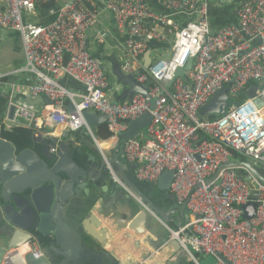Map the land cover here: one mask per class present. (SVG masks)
Returning a JSON list of instances; mask_svg holds the SVG:
<instances>
[{
    "label": "built area",
    "instance_id": "2783aa9c",
    "mask_svg": "<svg viewBox=\"0 0 264 264\" xmlns=\"http://www.w3.org/2000/svg\"><path fill=\"white\" fill-rule=\"evenodd\" d=\"M45 1L0 0V33L17 32L25 56L24 64L9 74L31 77L28 89L3 83L2 91L9 96L0 131L49 128L66 137L69 132L91 130L83 114L89 110L106 116L113 141L130 121L149 112L151 123L125 143L124 155L136 165L139 181L157 184L165 171L173 172L170 193L179 207L186 205L190 218L177 229L166 224L169 241L177 240L195 260L203 254L226 264L219 258L223 255L231 264H264V183L241 163L232 162L241 155L264 165V107L255 103L256 98L264 101V0H244L236 11L237 22L217 31L210 20L211 0H162L166 13L154 9L149 0H62L51 22L31 20ZM108 16L126 37L125 74L143 66L149 42L173 37L170 56L155 58L136 76L143 85L153 80L147 96L136 94L125 103L109 98L110 76L91 53L89 42L94 32L100 42L106 40L107 33L99 28ZM191 59L189 81L178 77L170 86L177 70ZM64 77L80 82L83 90L64 85ZM252 85L257 86L256 96L238 102L236 97ZM224 89L237 103L215 119L199 116ZM18 93L31 99L47 97L52 104L39 112L37 105L17 100ZM51 152L56 154L57 148ZM108 168L112 179L121 183L109 163ZM251 202L257 211L247 219L243 206ZM25 245L24 250V246L9 250L2 264H27L28 252L43 256L35 235Z\"/></svg>",
    "mask_w": 264,
    "mask_h": 264
},
{
    "label": "water",
    "instance_id": "95a60500",
    "mask_svg": "<svg viewBox=\"0 0 264 264\" xmlns=\"http://www.w3.org/2000/svg\"><path fill=\"white\" fill-rule=\"evenodd\" d=\"M54 16L50 21L43 22L47 24L55 19L57 7L49 10ZM171 47L170 43L163 44L152 41L149 49L144 54V63L141 68L131 74H125L122 70V63L117 55L111 54L102 57L100 54L93 55L101 61L109 60L113 65L112 73L116 76L118 86L122 87L119 94L114 95V103H125L131 101L136 94L147 96L149 88L154 84L150 79L144 85L140 84L136 76L149 69L153 63L152 51L154 49L166 46ZM194 69L193 60H189L184 68L177 70L175 77L170 83H174L176 78L182 77L185 81H189L187 73ZM257 86L252 85L251 88L243 92L249 98L256 96ZM225 93V92H224ZM32 105L40 103L52 104L47 97H38L36 99L27 98ZM237 101L231 97H226L224 105L220 109L217 105L216 111L225 113L232 104ZM255 103L259 107H264V101L256 98ZM69 110L73 111L74 106L69 105ZM14 108L10 109V117H13ZM85 119L91 128L106 122V116L99 112L84 110ZM201 116V112H199ZM152 121V115L149 112L144 113L139 119L129 122L127 130L122 132L112 143L114 157H107L96 160L95 162L98 172L96 175L80 166L68 153V149L61 146L59 153L47 151V159L43 158L33 149V146L21 151H17L12 142L0 139V264H2L6 253L11 249L23 247L30 242L34 235L41 243L45 240L52 242L55 255H51L46 248H43L45 255L37 257L33 252L25 254L27 264H104L108 262V256H102L93 252H89L86 248V240L82 238L80 230L95 243H103L104 239H100V234H104L102 220L94 212V204L99 200L97 197L94 204L89 209L88 214L78 220V227L69 225V209L75 203L74 199L81 194L92 196L94 188L106 192L105 197L111 201L118 203L119 209L111 214L117 217L118 214L126 215L128 222L135 225L138 234L148 231L155 235L156 244L153 245L151 239L145 238V242L155 250H166L171 248L176 253L185 252L177 240L169 241L164 223L174 222L178 219L181 222H188L190 211L186 205L170 210H162L152 199L145 196L136 186L139 180L132 171L136 165L125 163L124 147L125 143L139 137L140 132L145 129ZM82 150H80L81 152ZM108 163L116 168L119 172V178L124 186H128L136 194L140 207L137 206V200L132 201L123 197V189L120 183H115L109 188L106 183V176L110 173ZM247 167L252 174L264 183V171L261 167L254 165L250 161L239 162ZM129 171V175L126 171ZM174 174L172 171H165L158 183L151 184L154 196L162 194L168 196ZM251 176L246 175V180H250ZM109 193V194H108ZM112 193V194H111ZM151 198H153L151 196ZM244 217L251 219L257 211V204L251 202L245 206ZM177 211L180 212L177 219L172 217ZM98 214L105 216V213L98 211ZM180 223V226L182 225ZM141 226V228H139ZM187 233L192 235L191 230ZM105 235V234H104ZM84 244V248H83ZM219 258L226 264L231 262L223 255Z\"/></svg>",
    "mask_w": 264,
    "mask_h": 264
},
{
    "label": "crops",
    "instance_id": "0c3cea01",
    "mask_svg": "<svg viewBox=\"0 0 264 264\" xmlns=\"http://www.w3.org/2000/svg\"><path fill=\"white\" fill-rule=\"evenodd\" d=\"M149 1L154 9L159 12L166 13L162 4V0ZM243 2L244 0H211L210 20L213 30L217 31L222 26L236 23V11L237 8L243 4ZM52 16L54 15H51L49 10H44L40 7V9H38L37 11V14L31 16V20H36L43 23L46 21H50V18ZM99 29L105 31L107 33V37L104 42H100L98 35H96V32H94L91 37H89L91 53L93 55L100 54L102 57H107L115 53L117 55V58L122 63L124 58L123 42L125 41L126 37L119 34L116 24L111 16L103 18V25H101ZM0 37L1 115L5 114L7 111L9 96L7 92L2 91L4 88L3 83H15L18 84L22 90L28 89L31 86V77L27 74H9L14 69L22 66L25 61L20 35L17 32L7 31L0 33ZM151 42H149V47ZM157 42H161L163 44L169 43L166 41ZM158 49L170 50L167 45ZM158 49H154L152 51L153 61L155 60L154 52ZM160 54L163 53L160 51ZM102 63L110 76L111 89L109 98L113 100L114 95L119 94L122 90V87L118 86L116 76L112 73V63L109 60H104L102 61ZM142 63H144V55L142 58ZM62 83L67 87L79 89V91L83 90V85L70 77H64L62 79ZM16 98L17 100L26 101L28 97L23 96L21 93H18ZM44 105V103H40L37 105L39 112L42 110ZM68 105H70V103ZM29 133L30 128L24 126L16 129L14 128L13 130L3 129L0 131V139L12 142L17 151H21L33 146L35 152L45 158V161H48V159L46 158V153L48 150L51 151V148H57L56 153H59L60 147L63 146L68 149L69 155L74 160H76V162L80 166H82L86 170H89L94 175L97 174L98 169L95 162L91 159L92 156L95 157L96 160H100L103 158L102 150H104V153L107 157H114V148L112 143L114 140L112 141L110 138L105 139L108 134L106 122L97 126L96 128H91V130H87L84 128L78 131L69 132L66 137H60V135H58L57 133H51V130L49 128H44L41 131L34 132L36 133L35 137H26L27 135L29 136ZM78 148L80 150H83L85 158L77 154V151L79 150ZM124 161L128 164L125 157ZM259 167H261L264 171V165H260ZM114 171L119 178L118 170L114 168ZM126 172L129 175V171L127 170ZM132 174H134V170L132 171ZM106 179V183L109 185L110 189L115 185V183H118L112 179L110 174L106 176ZM136 186L145 196L152 199V201L157 204L160 209L170 210L174 206L179 209L176 200L170 192L168 193V196H164L162 194H157L156 196H154L153 189L150 187L151 185L147 184V182L138 181L136 182ZM155 186H157V184ZM123 189L125 190L121 191L123 192V197H127L130 201H132L133 199L137 200V206L139 208L141 203L138 202L139 200L137 199L136 194L132 191V189L128 186H124ZM105 194L106 192L100 191L97 188H94V192L90 197L86 196L85 194H81L79 197H76L73 200L75 205L69 209L68 214L70 218L68 224L77 228V222L79 218L81 220L84 215L88 214L89 209L94 204V200L97 197L99 198V200L94 204L95 206L93 207L94 210L92 212H94L102 220V226H100L99 229H104L105 235L100 234V239L105 238V242L97 244L90 238H88L81 230L80 233L82 235V238H85L86 240V248L89 250V252H93L102 256H108V262H104V264H201L199 256H196L197 260H195L186 251L183 253H176L171 248L162 251L153 249L149 244L145 242V238H147L148 240L151 239L152 244L155 245V235L150 234L148 231H145V233L143 234H138L135 230V225L133 223H129L128 220L125 219L127 218L126 215L118 214L117 217H114V215H112L111 213L119 209V204H116L115 201H111L110 198L106 199ZM151 196L153 198H151ZM99 210L104 212L105 216L99 215ZM179 214L180 212L177 211L172 215V217H175V219H177ZM180 223H178L177 225L178 228L180 226ZM183 223L184 222H182V224ZM167 225L173 228L171 226V222H168ZM167 225L164 223L166 232L169 233L167 230ZM139 228H141V226ZM40 246L42 251L44 250L43 248H46L52 256L55 255L54 248L52 247V242L50 240H45L43 243L40 242ZM43 255L45 254L43 253Z\"/></svg>",
    "mask_w": 264,
    "mask_h": 264
},
{
    "label": "trees",
    "instance_id": "16d2710c",
    "mask_svg": "<svg viewBox=\"0 0 264 264\" xmlns=\"http://www.w3.org/2000/svg\"><path fill=\"white\" fill-rule=\"evenodd\" d=\"M62 2V0H46L45 2H43V4L41 5V8L44 9V10H51L53 8H56L60 5V3ZM225 92V93H224ZM226 97H230L229 94H228V90L227 89H224L222 91H220L219 93H217L201 110V115L202 116H209L210 119H215L219 116H222L224 114H226L229 110L225 112V113H220L218 111H216V107L217 105L219 106V108L221 109L222 106L224 105V102H225V98ZM247 96L244 95L243 93H240L236 99L238 102H244L246 100ZM19 127H23V126H19ZM19 127H14L15 129L16 128H19ZM14 128H12L11 130H13ZM107 130H108V134L106 136L105 139H108L112 136L111 132L109 131L108 129V126H107ZM41 131V130H40ZM34 132H37V130L33 129V128H30V133H29V136L27 135L26 137H35V134ZM31 135V136H30ZM79 149V148H78ZM78 155L84 157V152L83 150L80 152V149L77 151ZM85 158V157H84Z\"/></svg>",
    "mask_w": 264,
    "mask_h": 264
},
{
    "label": "rangeland",
    "instance_id": "374dc122",
    "mask_svg": "<svg viewBox=\"0 0 264 264\" xmlns=\"http://www.w3.org/2000/svg\"><path fill=\"white\" fill-rule=\"evenodd\" d=\"M166 42H169L170 44H172L173 42V37H169V41L167 40ZM171 48V47H170ZM160 49H158L157 51L154 52V58H159L160 56H164V57H168L169 56V53H170V50L166 49V50H160L163 54H160ZM169 51V53H168ZM250 159L249 158H246V157H243L241 155H238L237 157H234L232 159V162H246V161H249ZM180 219L174 221V222H171V226L173 228H178V223H180L179 221ZM170 225V224H169ZM196 256H199L200 257V262L201 264H218V260L213 257V256H206V255H196Z\"/></svg>",
    "mask_w": 264,
    "mask_h": 264
},
{
    "label": "bare ground",
    "instance_id": "6f19581e",
    "mask_svg": "<svg viewBox=\"0 0 264 264\" xmlns=\"http://www.w3.org/2000/svg\"><path fill=\"white\" fill-rule=\"evenodd\" d=\"M61 131V127L58 129V132ZM26 247V245H24V247L21 250H24V248Z\"/></svg>",
    "mask_w": 264,
    "mask_h": 264
},
{
    "label": "flooded vegetation",
    "instance_id": "af4514ba",
    "mask_svg": "<svg viewBox=\"0 0 264 264\" xmlns=\"http://www.w3.org/2000/svg\"><path fill=\"white\" fill-rule=\"evenodd\" d=\"M203 255V254H202Z\"/></svg>",
    "mask_w": 264,
    "mask_h": 264
}]
</instances>
